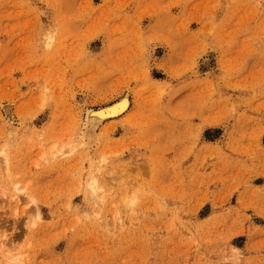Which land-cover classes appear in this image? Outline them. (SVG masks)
I'll use <instances>...</instances> for the list:
<instances>
[{"label":"rangeland","instance_id":"1","mask_svg":"<svg viewBox=\"0 0 264 264\" xmlns=\"http://www.w3.org/2000/svg\"><path fill=\"white\" fill-rule=\"evenodd\" d=\"M5 238L20 264H264V0H0Z\"/></svg>","mask_w":264,"mask_h":264},{"label":"bare ground","instance_id":"2","mask_svg":"<svg viewBox=\"0 0 264 264\" xmlns=\"http://www.w3.org/2000/svg\"><path fill=\"white\" fill-rule=\"evenodd\" d=\"M129 103H130V99H129L128 95H126V96H122L121 99H118L114 104L112 103L113 105H111L107 108L104 107V108L89 111L88 113H86V117H85V121H84L86 131H91V130L97 128L100 125V123H102V120L106 116L107 110H111V111H109V113H113V112L121 113L128 108ZM89 125H90V127H89ZM54 152L55 151H53L52 154H54ZM89 180H90L88 182L89 191H90L89 194H91V198L93 200L94 199L99 200L100 195H99V189L97 186V179L95 176H91V178ZM126 198L131 199V197H126ZM8 199H10L9 200L10 203L11 202L12 203H19V200H20L17 193H13L12 195L8 196ZM11 242H12V240H9L7 238L1 239V241H0V254H1L0 256H2V257L5 256V258L7 260V262H6L7 264H8V261L10 258L19 257V256L14 255L12 253V250H11L12 248H8V245H10ZM7 248L10 250L3 253ZM10 254H11V256H10Z\"/></svg>","mask_w":264,"mask_h":264},{"label":"clouds","instance_id":"3","mask_svg":"<svg viewBox=\"0 0 264 264\" xmlns=\"http://www.w3.org/2000/svg\"><path fill=\"white\" fill-rule=\"evenodd\" d=\"M11 256V254H10ZM8 264H20V258L16 257V258H10L8 261Z\"/></svg>","mask_w":264,"mask_h":264}]
</instances>
